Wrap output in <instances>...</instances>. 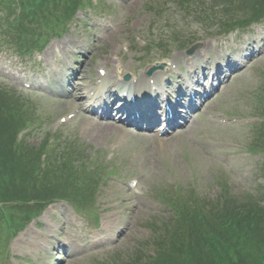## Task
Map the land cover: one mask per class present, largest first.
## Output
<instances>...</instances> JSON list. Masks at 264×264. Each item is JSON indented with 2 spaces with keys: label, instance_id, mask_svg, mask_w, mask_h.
<instances>
[{
  "label": "rangeland",
  "instance_id": "obj_1",
  "mask_svg": "<svg viewBox=\"0 0 264 264\" xmlns=\"http://www.w3.org/2000/svg\"><path fill=\"white\" fill-rule=\"evenodd\" d=\"M99 2V8L78 15L44 50L26 58L12 49L0 54V87L29 102L31 118L41 117V129L29 143L36 146L49 131L57 130L65 141L75 142L81 156L96 153L106 171L115 172L102 181L86 209L54 203L44 210L11 240L6 264H122L139 254L146 259L155 251L157 225L153 223L169 216L158 198L175 193V188L192 187L201 197L216 200L223 184L236 200L252 196L264 204V152L250 151L253 145L263 148L255 125L260 115L257 96L264 90V24L221 38H212L218 33L215 25L195 24L186 28L190 42L200 40L191 55L184 49H169L165 62L177 66L167 70L160 82L161 90L170 93L176 88L168 85L174 75L181 77L173 82L186 78L191 83L197 75L204 81L219 63L236 54L241 40L252 42L256 49L243 59L241 69L224 75L223 84L200 102L202 109L187 124L161 134V125L134 127L115 122L112 131L98 135L93 121L113 122L97 119L89 111L86 96L100 83L99 68L108 75L101 91L111 90L127 73L137 79L145 76L147 65L160 61L164 51L144 41L163 33L178 15L173 0ZM213 2L204 0V5ZM245 2L257 1L234 0L238 5ZM159 6L167 14L154 16ZM241 11L235 9L234 18L244 17ZM179 15L183 17L181 11ZM175 23L177 29L183 26ZM25 84H31V89Z\"/></svg>",
  "mask_w": 264,
  "mask_h": 264
},
{
  "label": "trees",
  "instance_id": "obj_2",
  "mask_svg": "<svg viewBox=\"0 0 264 264\" xmlns=\"http://www.w3.org/2000/svg\"><path fill=\"white\" fill-rule=\"evenodd\" d=\"M184 1L194 5L191 0ZM256 1L238 5L234 0H216L203 8L216 25L230 29L239 21L232 14L235 9L244 12L247 8L254 12L253 17L264 12V0L261 4ZM80 7L81 0H0V43L27 50L29 40L38 37L37 18L44 15L43 27L46 24L55 29ZM56 11L61 12L56 19L46 21V16ZM19 102L0 87V224L7 211L9 219H5L12 228L55 198L87 202L92 195L90 186L83 183L89 181L91 173L82 165H73L77 153L70 152L68 140L43 161L44 144L36 148L24 143L15 146L14 128L22 118ZM178 209L184 212L162 236L156 256L145 262L136 258L133 264H264V207L226 200L224 205L204 210L181 202Z\"/></svg>",
  "mask_w": 264,
  "mask_h": 264
},
{
  "label": "bare ground",
  "instance_id": "obj_3",
  "mask_svg": "<svg viewBox=\"0 0 264 264\" xmlns=\"http://www.w3.org/2000/svg\"><path fill=\"white\" fill-rule=\"evenodd\" d=\"M162 71L156 72L152 77L155 79L159 78L162 76L161 74ZM108 76V75H107ZM106 78V75L104 76ZM103 78V79H104ZM213 80H215V75L212 77ZM149 81L148 77H141L138 80L139 85V91L136 89L134 93H131L128 97L130 102L123 101L120 105L116 108L117 106V101L120 99V96L115 94V91L111 92L109 88H107L105 91H102L100 95V99L98 98V95L93 97L92 99L94 100V104L90 109L94 111L93 108H95L96 105L99 106L100 111H102V118L105 119H113V122H107L106 124H102L99 121H93L91 125L97 126V132L98 135H103L105 132H108L109 130L112 131L113 128H115L116 125V117H114L112 114L116 112V116L120 117V121L125 119L126 121L128 120L130 123H141L144 122L145 120H148L149 122L156 121L153 124L157 123V121H160V118H158L161 114L165 113V111H162L161 108H166L169 107V111L167 112V117L165 118V121L163 123H166V128H170L171 126L175 125L178 122V119L180 118L178 115V112H176V108L179 106H182L183 104L178 101L180 94L183 95L185 93V90H181V92H176L174 91L170 95H165L164 91L161 90L156 94V97L154 96L152 98V105L149 106L146 104V98H143L145 92L144 89H148V86L143 85L141 83H145ZM192 85L197 86L200 82L199 79L191 80ZM128 83H131L128 82ZM182 85H185V83H181ZM212 84V82H211ZM114 87V86H113ZM116 88V87H115ZM197 88H204L203 85H200ZM114 90V89H113ZM148 91V90H147ZM194 95H197L194 93ZM136 97H138L136 99ZM196 98V96H195ZM138 100V102H136ZM196 104V100H192L191 103H187L188 106L186 108L191 109L194 108V105ZM98 115H100L98 113ZM101 116V115H100ZM111 116V117H110ZM124 121V120H122ZM162 121V120H161ZM185 122V121H184ZM95 126L93 127V131L95 130ZM97 135V136H98Z\"/></svg>",
  "mask_w": 264,
  "mask_h": 264
}]
</instances>
